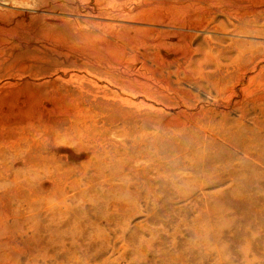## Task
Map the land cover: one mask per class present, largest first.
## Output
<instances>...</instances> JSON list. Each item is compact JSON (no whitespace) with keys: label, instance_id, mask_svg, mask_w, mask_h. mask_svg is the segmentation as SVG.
<instances>
[{"label":"rangeland","instance_id":"obj_1","mask_svg":"<svg viewBox=\"0 0 264 264\" xmlns=\"http://www.w3.org/2000/svg\"><path fill=\"white\" fill-rule=\"evenodd\" d=\"M0 264H264V0H0Z\"/></svg>","mask_w":264,"mask_h":264},{"label":"bare ground","instance_id":"obj_2","mask_svg":"<svg viewBox=\"0 0 264 264\" xmlns=\"http://www.w3.org/2000/svg\"><path fill=\"white\" fill-rule=\"evenodd\" d=\"M208 127H209V126H208ZM208 127H206V126L203 127V129H205V131H206L207 133H209L208 131H210V130L208 129ZM203 129H202V130H203ZM205 131H204V132H205ZM217 136H218V135H217ZM223 136H224V134H223ZM216 138H217V137H216ZM219 139H220V138H219ZM225 139H226V138H225ZM220 140H221V139H220ZM225 141H226V140H225Z\"/></svg>","mask_w":264,"mask_h":264}]
</instances>
